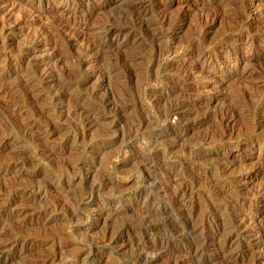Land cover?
Masks as SVG:
<instances>
[{
  "label": "rangeland",
  "instance_id": "rangeland-1",
  "mask_svg": "<svg viewBox=\"0 0 264 264\" xmlns=\"http://www.w3.org/2000/svg\"><path fill=\"white\" fill-rule=\"evenodd\" d=\"M0 264H264V0H0Z\"/></svg>",
  "mask_w": 264,
  "mask_h": 264
},
{
  "label": "bare ground",
  "instance_id": "bare-ground-1",
  "mask_svg": "<svg viewBox=\"0 0 264 264\" xmlns=\"http://www.w3.org/2000/svg\"><path fill=\"white\" fill-rule=\"evenodd\" d=\"M230 117V116H229ZM223 119V118H222ZM94 121V120H93ZM191 184V183H190ZM185 192V191H184ZM176 193V192H175ZM184 196V195H183ZM175 201V200H174ZM240 213V212H239ZM232 221V220H231ZM230 221V222H231ZM242 221H243V219H242ZM244 222V221H243ZM229 223V222H228ZM225 224H226V222H225ZM227 225V224H226ZM226 225H224V226H226ZM232 225V224H231ZM233 227H235L234 229H236L237 228V230H238V228H242L243 227V224L242 223H238V224H235V226L234 225H232L231 227H230V229H232ZM224 228V227H223ZM245 229V228H244ZM244 229H242V230H244ZM218 230V229H217ZM222 230V229H221ZM219 231V232H218ZM218 231H216V232H214V234L213 235H215L216 237V240H218V238H219V236H221L222 235V232H224V231H220V230H218ZM194 232V231H193ZM186 233H188V232H186ZM185 233V234H186ZM191 233V232H190ZM189 233V234H190ZM233 230L232 231H229V233H228V235L229 236H227V237H225V238H223L224 239V241H223V244L221 245L222 247L220 248V255H222L221 257H223V258H225V261L227 260V259H229V257L225 254V252H224V250L223 249H225V246H228V244H229V242H230V240H231V238H232V236H233ZM192 234V233H191ZM221 238V237H220ZM205 239V238H204ZM199 241H201V242H199L197 245H194L190 250V253L192 254H194V255H202L201 253L204 251V250H206L205 248L207 247H210L211 245L212 246H214L215 245V243H214V239H211L210 238V240L208 241V239L206 240L205 239V241L203 242L202 240H199ZM217 243V245H220L221 243H219L220 241L218 240V241H216ZM194 243V242H193ZM219 247V246H218ZM248 248V247H247ZM209 249V248H208ZM250 249V248H249ZM173 250V249H172ZM182 250V249H181ZM217 251V250H216ZM226 251V250H225ZM228 251V250H227ZM226 251V252H227ZM171 253V252H170ZM182 253V252H181ZM229 253V252H228ZM172 255V254H171ZM181 256V255H180ZM193 256V255H192ZM183 257H185V256H183ZM194 257V256H193ZM188 258V257H187ZM191 258V257H190ZM183 259V258H182ZM215 260V259H214ZM190 261V260H189ZM193 263V262H192Z\"/></svg>",
  "mask_w": 264,
  "mask_h": 264
}]
</instances>
